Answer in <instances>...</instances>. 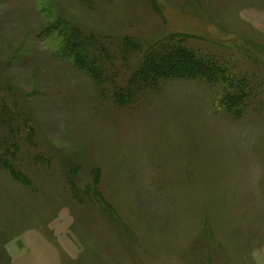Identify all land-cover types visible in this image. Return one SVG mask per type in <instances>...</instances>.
Returning a JSON list of instances; mask_svg holds the SVG:
<instances>
[{"label": "rangeland", "instance_id": "obj_1", "mask_svg": "<svg viewBox=\"0 0 264 264\" xmlns=\"http://www.w3.org/2000/svg\"><path fill=\"white\" fill-rule=\"evenodd\" d=\"M154 42L223 74L147 80ZM14 259L264 264V0H0Z\"/></svg>", "mask_w": 264, "mask_h": 264}, {"label": "trees", "instance_id": "obj_2", "mask_svg": "<svg viewBox=\"0 0 264 264\" xmlns=\"http://www.w3.org/2000/svg\"><path fill=\"white\" fill-rule=\"evenodd\" d=\"M73 58L78 61L77 63L85 67L81 63L83 59L78 52H74ZM93 60L95 61V58ZM143 61V73L141 72V74L145 73V79L152 81L157 80V78L170 79L191 77L199 74L207 76L214 73L220 77L223 74L222 69L211 66V62L196 57L193 51L187 50L182 46H172L169 43L154 42L152 45L147 46ZM226 77L230 80L229 76ZM226 77L224 78L226 79ZM2 115L3 121L8 122V115L6 113ZM74 193H76L75 190ZM74 195L76 196V194Z\"/></svg>", "mask_w": 264, "mask_h": 264}, {"label": "crops", "instance_id": "obj_3", "mask_svg": "<svg viewBox=\"0 0 264 264\" xmlns=\"http://www.w3.org/2000/svg\"><path fill=\"white\" fill-rule=\"evenodd\" d=\"M19 261H20V260H17V261H16V260L14 259V264H18Z\"/></svg>", "mask_w": 264, "mask_h": 264}]
</instances>
